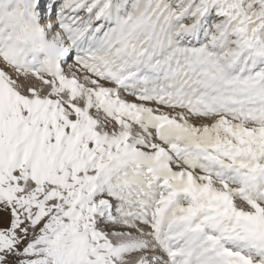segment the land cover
Here are the masks:
<instances>
[{"label":"snow or ice","instance_id":"6c2138e0","mask_svg":"<svg viewBox=\"0 0 264 264\" xmlns=\"http://www.w3.org/2000/svg\"><path fill=\"white\" fill-rule=\"evenodd\" d=\"M0 264H264V0H0Z\"/></svg>","mask_w":264,"mask_h":264}]
</instances>
